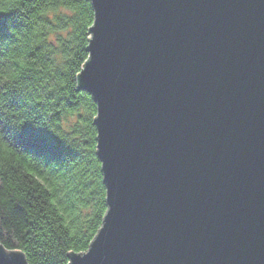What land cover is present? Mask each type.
<instances>
[{
    "label": "water",
    "instance_id": "water-1",
    "mask_svg": "<svg viewBox=\"0 0 264 264\" xmlns=\"http://www.w3.org/2000/svg\"><path fill=\"white\" fill-rule=\"evenodd\" d=\"M92 3L108 211L70 264H264V0Z\"/></svg>",
    "mask_w": 264,
    "mask_h": 264
},
{
    "label": "trees",
    "instance_id": "trees-1",
    "mask_svg": "<svg viewBox=\"0 0 264 264\" xmlns=\"http://www.w3.org/2000/svg\"><path fill=\"white\" fill-rule=\"evenodd\" d=\"M92 0H0V245L70 264L108 211L98 105L77 76Z\"/></svg>",
    "mask_w": 264,
    "mask_h": 264
}]
</instances>
